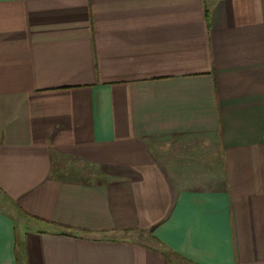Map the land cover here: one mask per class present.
I'll use <instances>...</instances> for the list:
<instances>
[{
    "label": "crops",
    "instance_id": "crops-1",
    "mask_svg": "<svg viewBox=\"0 0 264 264\" xmlns=\"http://www.w3.org/2000/svg\"><path fill=\"white\" fill-rule=\"evenodd\" d=\"M0 264H264V0H0Z\"/></svg>",
    "mask_w": 264,
    "mask_h": 264
}]
</instances>
